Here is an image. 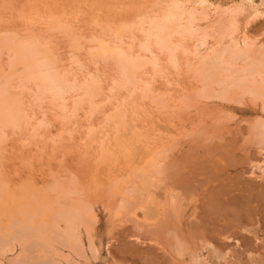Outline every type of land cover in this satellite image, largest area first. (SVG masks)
Listing matches in <instances>:
<instances>
[{
    "label": "rangeland",
    "instance_id": "374dc122",
    "mask_svg": "<svg viewBox=\"0 0 264 264\" xmlns=\"http://www.w3.org/2000/svg\"><path fill=\"white\" fill-rule=\"evenodd\" d=\"M172 1L0 0V39L40 41L71 82L95 78L101 93L40 99L0 51V94L27 115L0 123V264H264V96L249 91L264 83V0H204L213 7L177 37L176 64L142 50ZM202 1L179 0L200 13ZM102 41L148 59L136 88L119 86ZM246 45L254 54L235 60ZM203 61L220 67L216 82L199 76Z\"/></svg>",
    "mask_w": 264,
    "mask_h": 264
},
{
    "label": "bare ground",
    "instance_id": "6f19581e",
    "mask_svg": "<svg viewBox=\"0 0 264 264\" xmlns=\"http://www.w3.org/2000/svg\"><path fill=\"white\" fill-rule=\"evenodd\" d=\"M164 1V0H163ZM181 2V1H180ZM179 0L178 1H172L170 3V10L168 12H164L165 15H163L161 18H156L150 22V27L149 29L145 30V37H146V41L144 42V44L142 45V50H144L145 52L150 53L151 55H155L154 51H152V48H156L158 51L160 52H164V51H169V55L171 58V61L173 62V64H176L177 61V57H176V51L180 48L181 44L180 42H177V37H184L187 34L193 35L196 31L193 28L194 27V23L195 21H197V17L199 15H204L207 9H210L213 6L206 5V3L208 2H204V0L199 4L201 5L203 11L202 13H200L198 11V9L196 8H192L190 9V7H184L182 4L180 3ZM196 3V1L194 2ZM162 4V3H161ZM169 3H166V5ZM197 4V3H196ZM213 4V3H212ZM198 6V5H197ZM157 7V6H156ZM195 7V6H193ZM214 7H216L214 5ZM167 8V7H166ZM200 8V7H199ZM233 8V7H232ZM215 9V8H214ZM231 9V8H230ZM241 9V8H240ZM230 10L229 14H231L232 20L235 19L237 16H239V14L243 11V10ZM219 11V10H218ZM244 12V11H243ZM162 13V14H164ZM245 13V12H244ZM161 14V15H162ZM225 14V13H224ZM242 14V13H241ZM142 15V14H141ZM157 15V14H156ZM154 15V16H156ZM146 16V14H145ZM159 16V15H158ZM205 16V15H204ZM211 16V15H210ZM147 17V16H146ZM145 17V18H146ZM152 17V16H151ZM184 17H187V19ZM201 17V16H200ZM199 17V18H200ZM144 18V19H145ZM140 19V18H139ZM153 19V18H152ZM186 20V24H183V21ZM230 20V21H232ZM145 21V20H144ZM207 21V20H206ZM141 22H143V20H141ZM234 22V21H233ZM232 22V24H233ZM138 24V23H137ZM143 24V23H141ZM149 25V24H148ZM230 25V24H229ZM138 26V25H136ZM141 26V25H140ZM143 26V25H142ZM197 26V25H196ZM131 27H128V29ZM140 28V27H139ZM120 29V28H119ZM141 29V28H140ZM122 30V29H121ZM125 30V29H124ZM131 30V29H130ZM133 30V29H132ZM128 31V30H127ZM141 31V30H140ZM206 31V30H205ZM123 32V30H122ZM142 32V33H143ZM198 33V32H197ZM186 34V35H185ZM117 37L121 38V32H117ZM124 35V34H123ZM4 36V35H3ZM5 36H8L7 34ZM144 36V34H143ZM197 36V35H196ZM222 36V35H221ZM12 37V36H11ZM11 37H5L0 39V51H3L4 49L9 50L10 53L13 54V59H12V67L13 69L15 67H19V65H22L23 67V71L21 74V78L23 79L24 82H29V81H33L36 83L37 85V95L40 99H43L44 97H46L48 94H51L53 98L55 99H59L60 101L65 102L66 100V94L69 91H76L77 94L80 91H83L84 96L88 97L90 100L94 99L95 97H97L100 91L99 88V84L98 81L95 80V78H92L91 80L84 82V83H80L77 84L76 82H71L69 80V78L66 75H63L58 68L60 67L58 64H56V58H54V54L53 51L52 53L49 51L50 47H48L49 49H47L46 47H44L42 44V46L40 45V43L33 41V40H25L24 41H19V42H15L14 38ZM189 37V36H188ZM200 37V36H199ZM31 38V37H30ZM195 38V37H194ZM206 38V37H205ZM204 38V39H205ZM202 39V38H201ZM37 40V39H36ZM200 43V42H199ZM244 44H246V41H244ZM197 45V44H195ZM205 43L201 42L200 46H204ZM131 47V46H130ZM197 48V46L195 47ZM98 51H100L99 53L104 56L107 57V53H109L108 56L111 57V59H113L117 66L119 67L120 73H121V81L119 82V86L121 87H137V84L139 82V77L141 74V71L145 68V66L148 64V59L146 60L145 57L143 56H139V55H135L133 52H131L130 50H126L124 48H122L120 45H114V46H110L108 45L106 42H100L98 45ZM235 49V48H234ZM234 49H232V51H230L231 54H233V57H237V60L241 57L244 58L245 57H250L251 55L254 54L253 49L251 47V45H246V48L242 51L239 50V52L237 53V51H235ZM51 50V49H50ZM209 50V49H208ZM225 50V49H224ZM221 51V52H217L216 54L214 53V59L213 60V65L214 66V62L215 61H220V59L223 58L225 52H227L229 54V56H231V54L229 53V49H226L225 51ZM238 50V49H237ZM197 52V51H196ZM240 54V56L238 55ZM106 55V56H105ZM238 55V56H237ZM245 55V57H244ZM158 56V55H157ZM208 56V55H207ZM212 56V55H211ZM212 57V59H213ZM235 57V60H236ZM239 57V58H238ZM264 57V56H263ZM262 57V59L259 60V62L264 64V58ZM75 58V57H74ZM108 58V57H107ZM147 58V57H146ZM232 58V57H231ZM169 59V58H168ZM204 59V58H203ZM207 59V58H206ZM230 57L225 58V62L227 64H230L229 61ZM233 59V58H232ZM248 59V58H247ZM75 60L77 61V59L75 58ZM210 60V59H209ZM149 61H153L154 64H157L158 58L155 57L154 60H149ZM205 61V59H204ZM203 61V62H204ZM223 60H221L222 62ZM58 62H60L58 60ZM151 62V63H153ZM252 62H255L252 61ZM79 63V62H78ZM205 63V64H204ZM203 64L201 63L202 67L201 70L199 69V71L201 72V75L205 80L210 81V82H216L220 72V64H218L219 66V70L214 69L213 72L211 71H206L205 68L206 66H208V61L207 63L204 62ZM210 63V62H209ZM220 63V62H219ZM238 63V62H237ZM256 63V62H255ZM216 64V63H215ZM225 65V64H223ZM222 65V66H223ZM257 65V64H256ZM253 64L250 65V70L254 73V74H259L260 73V68H258V66H256ZM58 66V68H57ZM229 66V65H228ZM210 67V66H209ZM21 68V69H22ZM158 68V67H157ZM200 68V67H199ZM223 68V67H222ZM230 68V67H229ZM262 68V67H261ZM12 69V68H11ZM17 68H15L16 70ZM207 69V68H206ZM231 69V68H230ZM216 70V71H215ZM229 70V69H228ZM12 72L9 73H13V70H11ZM18 71V70H16ZM15 71V72H16ZM62 71V70H61ZM225 71V70H224ZM231 71V70H229ZM19 72H17V74H19ZM197 72V71H196ZM211 72V73H210ZM218 72V75H217ZM67 73V72H66ZM249 73V72H248ZM17 75V76H20ZM70 74V72L68 73ZM223 74V73H221ZM230 74V73H229ZM235 74V73H234ZM237 74V73H236ZM250 74V73H249ZM253 74V75H254ZM261 74V73H260ZM100 75V74H99ZM252 75V74H251ZM15 76V75H14ZM13 75H11L10 77H13V79L15 80ZM245 76V75H244ZM255 76V75H254ZM221 77V76H220ZM253 77V76H252ZM9 78V77H8ZM17 78V77H16ZM225 78V77H224ZM245 77H242V79H244ZM10 79V78H9ZM8 79V80H9ZM18 79V78H17ZM142 79V78H141ZM202 79V78H201ZM234 79V78H233ZM5 80V79H4ZM11 80V79H10ZM19 80V79H18ZM74 80V79H73ZM220 81L221 78L219 79ZM78 81V80H77ZM224 81V80H223ZM222 81V82H223ZM231 82H233L232 80H230ZM239 81V80H238ZM245 81V80H244ZM5 82V81H4ZM8 81H6L7 83ZM116 82V81H115ZM118 82V81H117ZM203 82V81H202ZM261 82V81H260ZM22 83V82H19ZM146 83V82H145ZM220 83L221 86H223L221 82H217ZM226 83V82H225ZM235 83V81H234ZM11 85V83H8ZM147 84V83H146ZM145 84V85H146ZM236 84V83H235ZM233 83H231V87L232 85H235ZM237 84L239 85V82H237ZM236 84V85H237ZM241 84V83H240ZM149 85V84H148ZM147 85V86H148ZM151 85V84H150ZM228 85V83H227ZM5 86V85H3ZM226 86V85H224ZM227 86V90L228 87ZM244 87L246 85H243ZM35 87V86H33ZM238 87V86H237ZM244 87L242 88V90H244ZM4 87H2L3 89ZM148 88V87H147ZM233 88V87H232ZM7 89V88H5ZM4 89V90H5ZM14 89V88H13ZM225 88H223L224 91ZM225 89V92H226ZM236 89V88H235ZM12 90V89H11ZM205 90V89H204ZM260 90V92H258ZM10 91V90H9ZM16 91V90H15ZM18 91V90H17ZM222 91V90H221ZM245 91H247L245 89ZM249 91H254L255 93L264 96V83L262 84H258L256 85V89H249ZM262 91V92H261ZM12 92V91H11ZM10 92V93H11ZM75 92V93H76ZM111 92L114 93V91L112 90ZM117 92V91H116ZM9 92L7 91H3L0 94V123L3 127H9V126H16L19 123H21L22 121H24L26 119V113L23 109V104H22V100L20 101L16 96H14L15 94L11 95ZM16 93V92H15ZM224 92H221V94ZM21 94V93H20ZM225 94V93H224ZM228 94V93H227ZM18 95V94H17ZM83 96V97H84ZM209 96V95H208ZM221 96V95H220ZM223 96V94H222ZM221 96V97H222ZM22 97V96H21ZM223 98V97H222ZM257 98V97H256ZM83 100V99H82ZM54 101V100H53ZM25 103V101L23 102ZM81 100H78L76 102L74 109L78 108L77 105H80ZM25 105V104H24ZM77 106V107H76ZM264 107V106H263ZM93 109V108H92ZM26 110V109H25ZM95 110V109H94ZM27 111V110H26ZM108 117V116H107ZM121 119V118H120ZM111 120V119H110ZM114 121V120H113ZM26 122V120H25ZM107 122V121H106ZM25 125V124H24ZM112 125V124H111ZM116 125V124H115ZM258 127V126H257ZM264 127L263 123L262 126ZM17 129V128H16ZM93 129V128H92ZM118 130V129H117ZM126 130H128L126 128ZM262 131V130H261ZM121 132V131H120ZM129 132V131H128ZM93 133V132H92ZM127 133V131L125 132V134ZM261 133V132H260ZM121 133H119L120 135ZM124 134V135H125ZM129 135V134H128ZM116 137V136H115ZM258 137V136H257ZM119 138V137H118ZM138 140V139H137ZM133 141V140H132ZM260 142V141H259ZM262 142V141H261ZM260 142V143H261ZM131 143V142H130ZM136 144V142H135ZM130 147V146H129ZM131 148V147H130ZM128 148V149H130ZM219 148V147H218ZM124 149V148H123ZM136 149V148H135ZM122 151V149H121ZM124 151V150H123ZM138 151V149H137ZM226 163V162H225ZM230 187V186H229ZM228 187V188H229ZM73 189V188H72ZM230 190V189H229ZM220 191V190H219ZM235 191V190H234ZM229 194V193H228ZM227 194V195H228ZM222 196V195H221ZM220 198V197H219ZM233 198V197H232ZM231 199V198H230ZM238 199V198H237ZM233 200V199H232ZM208 201V200H207ZM251 200H249L248 202H250ZM222 205V204H221ZM239 207V206H238ZM233 208V207H232ZM247 208V207H246ZM80 210V209H79ZM223 210V209H222ZM68 211V210H67ZM64 213V211H63ZM63 213H60L61 215ZM79 214L81 215V213L79 212ZM222 214V213H221ZM229 215V214H228ZM236 215V214H235ZM64 216V215H63ZM63 216H61L63 218ZM67 221L69 223V234H73L75 233L76 229V219H80V216L78 214H71V215H67L65 214ZM82 219V218H81ZM77 220V221H78ZM82 222V221H80ZM212 222V221H211ZM208 223V222H207ZM217 227V226H216ZM68 228V227H67ZM72 237V235L70 236ZM75 237V235H74ZM179 241V240H178Z\"/></svg>",
    "mask_w": 264,
    "mask_h": 264
}]
</instances>
